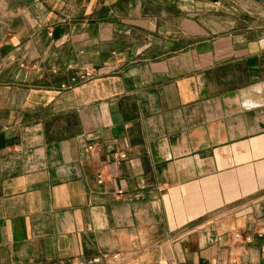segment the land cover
Returning a JSON list of instances; mask_svg holds the SVG:
<instances>
[{
    "label": "crops",
    "instance_id": "0c3cea01",
    "mask_svg": "<svg viewBox=\"0 0 264 264\" xmlns=\"http://www.w3.org/2000/svg\"><path fill=\"white\" fill-rule=\"evenodd\" d=\"M261 227L264 0H0V264H264Z\"/></svg>",
    "mask_w": 264,
    "mask_h": 264
},
{
    "label": "built area",
    "instance_id": "2783aa9c",
    "mask_svg": "<svg viewBox=\"0 0 264 264\" xmlns=\"http://www.w3.org/2000/svg\"><path fill=\"white\" fill-rule=\"evenodd\" d=\"M91 73L90 72H86L85 73V77H91ZM91 149V147L89 148ZM123 156V155H122ZM102 182V178L101 175H99L98 177V183ZM254 234L259 237L262 238L264 236V227H261L259 229H257ZM251 241V236L249 234H243L241 232H231V233H226L223 236H219L217 242H224L227 244V246H234V245H239L242 243H249ZM112 260H118V255L114 254L111 256ZM101 262V257H94V258H90V259H73L69 262V264H100Z\"/></svg>",
    "mask_w": 264,
    "mask_h": 264
}]
</instances>
